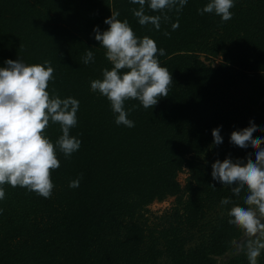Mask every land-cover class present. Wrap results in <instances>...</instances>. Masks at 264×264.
<instances>
[{
  "label": "trees",
  "instance_id": "trees-1",
  "mask_svg": "<svg viewBox=\"0 0 264 264\" xmlns=\"http://www.w3.org/2000/svg\"><path fill=\"white\" fill-rule=\"evenodd\" d=\"M209 2L188 0L179 13L165 10L170 20L156 30L139 24L132 12L139 5L131 0H0V67L7 59L28 65L49 60L50 95L55 89L60 98L79 101L70 135L81 140L70 157L57 150L60 167L51 173L50 198L3 185L0 264H160L163 257L170 264H216L231 248L241 229L228 223V212L235 204L247 207V189L233 195L231 186L213 180L212 164L234 161L235 153L244 162L249 154L255 160L256 150L234 145L230 135L250 121L264 129L255 109L264 112V0H234L226 22L198 13ZM112 11L137 37L153 38L165 50L157 58L173 78L169 95L152 109L125 102L132 128L117 125L110 101L90 89L103 69L112 68L93 31L108 29L104 21ZM145 12L159 14L147 5ZM89 49L94 62L86 65ZM218 56L216 65L206 62ZM217 127L219 145L212 136ZM45 134L55 144L62 131L50 122ZM184 167L188 176L181 185L177 175ZM81 173L79 187L70 188ZM169 196L175 197L171 212L161 224H148L147 206ZM226 197L231 203L221 205ZM225 264L249 262L240 251ZM258 264H264V251Z\"/></svg>",
  "mask_w": 264,
  "mask_h": 264
},
{
  "label": "clouds",
  "instance_id": "clouds-1",
  "mask_svg": "<svg viewBox=\"0 0 264 264\" xmlns=\"http://www.w3.org/2000/svg\"><path fill=\"white\" fill-rule=\"evenodd\" d=\"M188 0H131L139 8L132 9L141 26L153 25L160 30L162 22L170 17L167 11H182ZM157 15L146 14L145 6ZM234 0H210L198 13H215L221 22L232 19L230 11ZM167 10V11H165ZM119 11H112L104 23L108 29L101 32L94 27L95 39L100 42L105 56L112 68L103 69V78L90 82V89L105 96L116 113V124L128 128L135 126L128 118L131 109L126 110L127 100H138L145 109L158 103L159 98L169 95V86L173 82L167 67H162L153 38L137 37L129 21L118 19ZM172 30L179 27V21L171 24ZM165 35L170 33L165 32ZM94 62V53L89 49L83 57V63ZM5 67H0V200L5 198L3 185L23 187L44 198H50L54 184L51 179L53 170L60 167L57 150L70 157L81 146V140L70 135L77 124L79 101L71 96L60 98L53 89L50 95L49 82L54 79V68L49 60L42 64H26L21 58L7 59ZM126 70V71H125ZM59 124L62 135L55 144L45 134L49 123ZM258 128L254 122L240 130H234L230 142L240 148L249 145L256 150L255 160L251 154L247 162L231 158L217 159L212 164V178L225 186L235 196L247 189L244 204H235L228 212L230 225L243 230L245 238L239 245V251H245L249 264H258V257L264 251V137L254 138ZM213 143L223 142L220 127L212 130ZM81 173L69 183L70 188L79 187ZM215 188L214 185H210ZM221 205L231 203L223 198ZM3 209H0L2 213Z\"/></svg>",
  "mask_w": 264,
  "mask_h": 264
},
{
  "label": "rangeland",
  "instance_id": "rangeland-1",
  "mask_svg": "<svg viewBox=\"0 0 264 264\" xmlns=\"http://www.w3.org/2000/svg\"><path fill=\"white\" fill-rule=\"evenodd\" d=\"M220 60V57H216L214 58L212 61L207 60L206 62H210L213 65H216ZM264 99V95L261 98V100ZM255 109L257 110V112L264 116V112L263 110L260 109V107L255 106ZM234 161L238 160L239 158V154L235 153V155H232ZM188 176V170L186 167H184L180 172H178L177 175V180L181 183V185L185 184V180L186 177ZM175 202V197L174 196H169L167 198H165L164 200H153L148 206V211L146 212V215L148 216L149 220L147 221L148 224H161L162 221H164L165 214H168L171 212V208L173 206ZM210 216H207V219H209ZM264 222V221H262ZM197 234V233H196ZM198 236L199 233L197 235H194L192 241L190 242V245L196 244L198 241ZM245 238V234L243 232V230H241V234L240 236L234 238L232 240L231 243V248L225 252L223 255L216 257V264H225V262L228 260V258H230L233 254H238L240 253V251L238 250L239 245L241 243H243V240ZM246 254V252H245ZM247 257V255H246ZM160 264H170V262L168 260H166L165 257L160 259Z\"/></svg>",
  "mask_w": 264,
  "mask_h": 264
}]
</instances>
